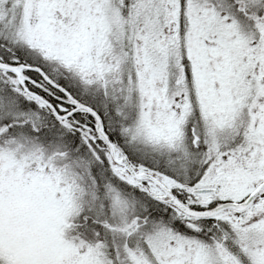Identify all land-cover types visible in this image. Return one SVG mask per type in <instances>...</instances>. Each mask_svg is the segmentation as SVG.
Masks as SVG:
<instances>
[{
  "label": "snow or ice",
  "instance_id": "1",
  "mask_svg": "<svg viewBox=\"0 0 264 264\" xmlns=\"http://www.w3.org/2000/svg\"><path fill=\"white\" fill-rule=\"evenodd\" d=\"M0 264H264V0H0Z\"/></svg>",
  "mask_w": 264,
  "mask_h": 264
}]
</instances>
